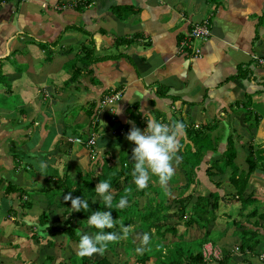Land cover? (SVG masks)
<instances>
[{
    "label": "crops",
    "instance_id": "obj_1",
    "mask_svg": "<svg viewBox=\"0 0 264 264\" xmlns=\"http://www.w3.org/2000/svg\"><path fill=\"white\" fill-rule=\"evenodd\" d=\"M124 7L130 9L123 11ZM202 19L208 20L210 35L190 41L199 49L193 56L189 49H179V41L190 21ZM84 48L94 61L77 59ZM263 55L264 0L4 2L0 6V95L11 96L15 102L0 103V264H21L27 258L25 252L32 255L29 249L22 250L23 237L18 243L11 241L18 239L11 229L14 219L19 222L27 214L23 208L16 211V217L7 214L6 208L18 202L16 192L4 194V187L11 183L34 193L38 185L52 184L54 173L75 175L78 167L86 170L90 149L67 140L77 134L87 136L92 130L97 132L99 161L109 156L108 163L116 166L121 151L129 160L133 142L126 134L133 123L144 129L145 113L164 123H184L180 157L184 146L192 149L189 135L193 129L204 126L203 135L212 146L202 151L193 169L182 159L174 165L175 174L166 186L152 176L153 188L162 187L166 200L177 191L181 195L216 191L217 209L223 207V211L211 229L219 230L218 241L224 244L229 237L235 239L231 218L248 216L249 222L262 226L259 256L249 261L264 264V161L256 163L247 178L243 195L249 194L251 203L240 210L234 197L229 201L226 196L233 192L232 172L248 170V145L264 156V68L253 58ZM72 61L77 74L69 80ZM113 90L121 92L120 99L98 108L102 96ZM65 102L81 109L71 121L65 117L72 106H63ZM117 107L120 114L113 113ZM90 109L93 118L85 113ZM110 128L123 132L111 134ZM227 147L234 150L233 160L221 169ZM41 162L46 164L42 172ZM97 164H89L93 173ZM48 176L51 180L45 182ZM34 195L29 198L40 207L55 209Z\"/></svg>",
    "mask_w": 264,
    "mask_h": 264
},
{
    "label": "trees",
    "instance_id": "obj_2",
    "mask_svg": "<svg viewBox=\"0 0 264 264\" xmlns=\"http://www.w3.org/2000/svg\"><path fill=\"white\" fill-rule=\"evenodd\" d=\"M127 8L124 7L123 11H126L125 9ZM89 51L90 50L87 48H84V50L81 49V54L77 56V59H80L83 63L89 62V60L94 61L96 58L92 59ZM70 65L73 67V74L69 80H73L75 74H77V67L73 66V61ZM239 74L240 73H237L236 75ZM1 77L2 76H0V78ZM158 94H160V92ZM85 113L88 117H94L91 109L85 111ZM159 114V112H155V115L159 116ZM112 120L113 117L109 120L111 122L110 124L113 123ZM145 127L146 125L144 128ZM204 129L205 127L202 126V128L193 129V131L189 130V139L192 149L188 144L187 150L181 153L182 163L188 165L189 169H193L196 167V164L201 161L202 151L212 149L210 141L208 142L209 138L203 135ZM117 135L114 136L119 138ZM78 136L81 137L80 135ZM116 137H114L115 142H117ZM231 143L232 142L229 141L227 145L231 146ZM134 147L135 144L132 143L129 148L131 154L129 160H126L124 153L121 151L118 156V165L115 166L108 163L107 159L109 156L107 158L103 157L99 161V159L96 158V145H93L89 150L90 153L91 151L93 153L90 154L91 157L88 159V167L86 170H81L80 167H78L75 175L66 173L56 175V173H54L55 179L52 181V186L38 185L36 189H34V193H46L52 190L53 193L51 195L48 194L47 205L54 204L55 208L62 209V213L52 219L49 217L47 209L41 210L37 215L38 222L31 226L34 229L37 228V230H34L30 234V237L37 240V232L42 231L49 235L47 243L51 246L54 243L53 240L56 238H64L66 241L74 242L76 245V252L68 255L67 261L69 264H145L148 261H151V264H238V262H247V264H251L249 259L259 256L258 249L261 245L260 230H262V226L259 223L249 222L250 219L248 216V218L245 217L244 220H240V217L231 218L229 222L233 227L231 235L235 237V242L232 243L233 245L224 246V244L220 242L212 241L209 237L210 229L218 217L215 215L218 202V194L216 191H209L207 194H195V191H192L191 193L182 195L177 191L173 198L166 200L162 197V187L153 188L150 181L146 188L137 190L131 174L134 166V161H132V149ZM93 148L95 151H93ZM261 152L262 151L258 149L253 150L252 147L248 145V152L246 155L248 170L242 172L235 169L229 177L233 192L226 193V196L227 199L234 197L239 204L240 210H242L247 203L252 202L249 194H243L248 175L255 170L256 163L259 164L264 161V156L261 155ZM233 155V148L227 147L220 164L221 169L231 163ZM255 157L260 159L258 160V158L256 159ZM93 161L94 163L98 162L97 166L99 167L95 174H93V170L89 168V164ZM209 173L211 174V172ZM43 179L47 182V180H51V176L47 178L44 177ZM104 180H108L111 184V191L114 195V206L119 201L120 197L124 195L125 189L129 187L132 188L126 207L123 209L115 207L113 209H107L104 207L101 197L95 192V186L100 181ZM216 185L217 183L215 186ZM176 190H179V188L174 189V191ZM10 192H16L15 201L18 203L16 205L17 208L13 206L6 208L5 211L7 214L10 213L11 216L16 217V211H18L19 208L20 210L21 208L26 210L31 207L30 194L27 193V189H21L8 183L4 187L3 193L8 194ZM148 192L151 194H147ZM68 193H71L72 197H81L87 200L90 206L88 212L72 211L71 201H64L63 199L64 195ZM97 210L109 211L112 218L115 220L116 227L113 229H104L105 232L121 233V222L123 226H131L134 229L129 237L126 238L125 244L122 245L124 256L120 262L113 259L115 247L119 242L109 243L105 253L97 257L81 258L77 255V246L79 242L77 232L83 233L88 231L91 235L100 231L94 227H89L86 220L91 212ZM254 213L255 210L250 212V214ZM172 218L182 221V224L185 225L184 229H187L188 232H191L193 226H195L202 232L201 236L184 238L185 233L176 234V224H174V222L168 224ZM261 218L264 219L263 216ZM243 221H245V223ZM59 222H61L62 225H58L57 223ZM145 232L149 233L151 240L150 243L145 246L143 254H138L135 251L137 247L132 239V235L135 233L141 235ZM167 233L175 236L176 239L170 242H161L160 240H165L164 235ZM207 241L219 243L221 245L220 258L213 259L210 257L207 260H203L201 246ZM234 246H236L237 249L235 251L233 250ZM233 257H235L236 260H234ZM45 258L46 260L44 261L47 262V264H55L53 262L51 263L53 260L52 255H45ZM44 261L39 264H44ZM28 264H34V262H29Z\"/></svg>",
    "mask_w": 264,
    "mask_h": 264
},
{
    "label": "clouds",
    "instance_id": "obj_3",
    "mask_svg": "<svg viewBox=\"0 0 264 264\" xmlns=\"http://www.w3.org/2000/svg\"><path fill=\"white\" fill-rule=\"evenodd\" d=\"M120 111L117 107V110L113 113L120 114ZM145 118L147 124L143 130L133 123V127L126 134L127 140L135 144L132 149L134 166L131 174L137 190L146 188L152 176L157 177L161 186L168 184L175 174L174 165L179 164L181 160L178 153L182 148L180 140L185 130L184 123L178 120L164 123L148 113H145ZM39 167L42 172L46 168V164L41 162ZM95 192L101 197L105 208L123 209L127 206L132 188L125 189L124 195L120 197L115 206L113 204L114 195L108 180L100 181L95 186ZM63 199L64 201H71L72 211L88 212L90 208L87 200L81 197H72L71 193L64 195ZM86 220L89 227H94L100 231L91 235L77 232L79 236L77 255L81 258L91 257L95 254L103 255L109 243H117L121 239H126L134 231L131 226H123L121 222V233L105 232L104 229L116 227L115 220L109 211H93ZM137 238L140 241V246L135 251L138 254H143L145 246L150 243L151 237L149 233L145 232Z\"/></svg>",
    "mask_w": 264,
    "mask_h": 264
},
{
    "label": "rangeland",
    "instance_id": "obj_4",
    "mask_svg": "<svg viewBox=\"0 0 264 264\" xmlns=\"http://www.w3.org/2000/svg\"><path fill=\"white\" fill-rule=\"evenodd\" d=\"M193 40H194L195 43L199 41V39H193ZM89 46L91 47V51H92L93 50L92 45H88V47ZM79 55H80V53H79ZM4 97H5V95H0V103H3V102H5V103H7V102H9V103L15 102V99L13 97H11V96H8L6 98H4ZM65 105L67 107H71L72 106V108H69L68 114L65 117L66 121H71V119L74 117L73 115L76 116L81 109H80L79 106H73L72 103L67 104V102H65L63 106H65ZM59 119H61V117ZM69 129L72 130V127H70ZM81 138L85 139L86 138V134L85 135L83 134V136H81ZM208 142H209V140H208ZM11 143H13V142H11ZM73 144L76 145V143H73ZM76 148H79V146H76ZM184 148H185L184 150H187V146L186 147L184 146ZM93 174H95V173H93ZM50 186H52V184H50ZM151 186L154 187L155 186L154 183H152ZM197 188L200 191V188L199 187H197ZM27 193L30 194V197H31V195L38 194V195H34V198L37 197V196L41 197V199L44 200V202H46V205H47V203H48L47 202L48 194L51 195L53 193V191L51 190V191H48L46 193H43V192L42 193H40V192L39 193H37V192L36 193H32V191H30V189H28ZM147 194H151V193L148 192ZM30 200H31V206H32L31 210L32 211H29L30 209L28 210V208H27V210H24L27 215L21 214V215H23V217H20V219L17 216L19 222L16 219H14L16 221V223H18V225L16 223H15V225H11V229L16 234L15 236L18 237V239L14 238V237L13 238L11 237L12 238L11 241H14V242L18 243V241L21 240V237H23L22 238L23 242H21V246L23 248L22 250L29 249L32 252V255H30L31 257H29L28 254H26V252H25V256L27 258L23 259V261H21V264H24V262H26L27 264L29 262H34L31 259H35V258H37V260H36V262H34V264H39L40 262H43L44 260H46L45 255H52L53 256V260L51 261V263L53 262L55 264H69V262L67 261L68 255L76 252V245L74 244V242L66 241L64 238H60V239L56 238V239L53 240L54 243L51 246L49 243H47L48 239H49V235L45 234L42 231H38L37 232L38 233V239L37 240L32 239L30 237V234L34 230H37V228L34 229L31 226L34 225V223L38 222L37 215L41 212V210H45L46 207H47V211L49 213V217L53 219L55 216H59L62 213V209H56V208L54 209L53 208V211H52V210H50V208L48 206L40 207L42 204H38L37 201H33L32 198H30ZM229 201H232V199H229ZM37 204H38V206H37ZM222 209H223V207H220V208L216 209L215 215L218 216L217 218L221 217L219 215L223 211ZM22 220H25V221L28 220V221L27 222H22ZM173 222H174V224H176L175 225L176 234L185 233L184 238L200 237L201 234H202V232L199 229H197L196 227H193V230L191 232H188L187 229H184L185 225L182 224V221L177 220L176 218H174V219L172 218L168 222V224L173 223ZM218 222H220V221H216V223H218ZM57 224L58 225H62L61 222H59ZM40 228H43V227H40ZM40 228H38V229H40ZM151 231H152V229H151ZM2 232H3V230L0 229V233H2ZM83 233H88V231H85ZM219 233H220L219 230L214 229V230L210 231L209 237L211 238L212 241L219 242L218 241L219 238H220V236H218ZM88 234H90V233H88ZM151 235H153V234H151ZM138 236H139V233H137V234L135 233V234L132 235V239L134 240V243H135L136 247L140 246V241L137 238ZM164 237H165V240H163V241L160 240L163 243H164V241L165 242H167V241L170 242V241L176 239L175 236H172L169 233L164 235ZM226 240H227V243H224V246H230L229 244H230L231 240H233L235 242V239L233 237H229V239L227 238ZM125 241H126V239H121L119 241L120 244L118 243L117 246L115 247V250H114L115 251V255L113 256V259L115 261H117V262H120L123 259L124 255H123L122 245L125 244ZM231 245H233V244H231ZM31 246H33V248ZM40 251H41V253H40ZM97 256H99V254L93 255V256H91V258L92 257H97ZM44 264H47V262L44 261ZM145 264H151V261H148Z\"/></svg>",
    "mask_w": 264,
    "mask_h": 264
},
{
    "label": "built area",
    "instance_id": "obj_5",
    "mask_svg": "<svg viewBox=\"0 0 264 264\" xmlns=\"http://www.w3.org/2000/svg\"><path fill=\"white\" fill-rule=\"evenodd\" d=\"M7 0H0V6L6 2ZM20 2L22 0H13ZM88 0H77V2H87ZM210 35V27L207 19H202L200 21H190L189 22V28L184 35V37L179 41V49L182 50L184 48H187L191 51L192 55H197L199 52L198 47H195L191 45L190 41L193 39H205ZM256 61V64L259 67L264 68V55L263 56H255L253 57ZM121 95V92L119 90L115 91H109V93L102 96V98L98 102V108H103L104 106H110L113 104ZM112 118V117H111ZM118 132V134H122L123 130L110 128L109 132L111 134ZM97 136L96 131L92 130L89 132V134L86 136L85 139H82L79 136L69 137L67 141L74 142L79 145H82L86 149H90L91 146L95 145V138ZM93 152L91 151L92 154ZM233 250H237L236 246H234ZM201 255L203 260H207L210 257L213 259H218L221 256V245L217 243H213L211 241H207L202 244L201 246ZM263 257L260 255V258Z\"/></svg>",
    "mask_w": 264,
    "mask_h": 264
}]
</instances>
